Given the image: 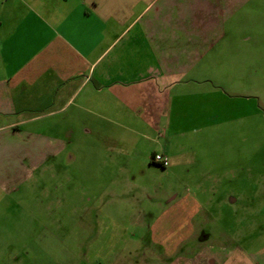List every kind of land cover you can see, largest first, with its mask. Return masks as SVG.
Wrapping results in <instances>:
<instances>
[{
    "label": "crops",
    "instance_id": "crops-1",
    "mask_svg": "<svg viewBox=\"0 0 264 264\" xmlns=\"http://www.w3.org/2000/svg\"><path fill=\"white\" fill-rule=\"evenodd\" d=\"M263 48L264 0H0V217L38 223L27 202L43 196L51 217L69 216L74 175L178 163L171 143L211 108L221 63L244 79ZM83 187L88 203L107 195ZM173 222V234L154 231L156 245L130 251L143 254L137 264H264V249L215 247L193 217ZM29 233L0 235V264H26Z\"/></svg>",
    "mask_w": 264,
    "mask_h": 264
},
{
    "label": "rangeland",
    "instance_id": "rangeland-1",
    "mask_svg": "<svg viewBox=\"0 0 264 264\" xmlns=\"http://www.w3.org/2000/svg\"><path fill=\"white\" fill-rule=\"evenodd\" d=\"M221 64L211 108L202 106L193 123L187 118L185 133L171 143V151H182L178 163L131 175H74L70 184L79 189L69 216L51 217L49 199L30 198L27 207L38 223L0 217V235L16 241L37 233L36 253L22 254L26 264H137L143 254L130 251L156 245L154 231L173 234L174 220L193 217L215 247L264 249V60L251 56L244 79L227 70L237 63ZM243 81L245 91L234 86ZM87 182L107 188L105 198L83 200ZM111 185L119 195H110ZM195 222L192 235L199 231ZM196 242L190 239L187 246ZM5 249L3 243L0 256Z\"/></svg>",
    "mask_w": 264,
    "mask_h": 264
},
{
    "label": "built area",
    "instance_id": "built-area-1",
    "mask_svg": "<svg viewBox=\"0 0 264 264\" xmlns=\"http://www.w3.org/2000/svg\"><path fill=\"white\" fill-rule=\"evenodd\" d=\"M153 159L156 161V162H160V163H163V164H166L168 162V157L161 154V153H155L154 156H153Z\"/></svg>",
    "mask_w": 264,
    "mask_h": 264
}]
</instances>
